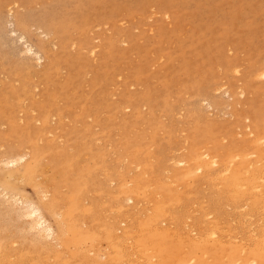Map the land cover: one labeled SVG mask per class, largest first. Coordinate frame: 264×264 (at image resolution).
Masks as SVG:
<instances>
[{
    "label": "rangeland",
    "instance_id": "rangeland-1",
    "mask_svg": "<svg viewBox=\"0 0 264 264\" xmlns=\"http://www.w3.org/2000/svg\"><path fill=\"white\" fill-rule=\"evenodd\" d=\"M8 3L13 7V11L14 9H18L20 12L31 13L33 15L46 13L50 20H52L54 32L48 35H44L35 25L30 24L18 27V30L22 31L27 41L32 43L43 53L46 61L44 66L38 65L35 59H29L24 56V45H22L20 41L14 39V35H11L9 32V18H7L6 7L9 6ZM0 12L4 16L2 31H6L4 37L5 43L0 44V145L3 147L0 146V158L4 156V154L20 150L24 151V149L29 153L27 159L21 165H18L17 172L14 171V168H12L13 171H11L12 169L3 166L0 167V184L3 188L18 193L22 197L28 196V198L33 200H35L36 197H42L44 202H49L52 205V210L50 209L49 211L48 209L49 213L47 214L56 230L54 237L58 239L56 240V244L51 243L52 240L55 242V239L48 241L50 244L46 243L47 241H43L47 246L49 245V247L44 243L43 246L42 241L39 242L40 238H36L31 231H28L29 229H27L26 226H23L24 224L21 219L19 220L16 216L12 217L11 215H6L4 209L0 207V261H2L0 264H96L98 261L99 264H103V262L104 264H117V262L118 264H131L132 260V264H159V260L163 261V264L165 262L168 264L169 259V264H178L180 261L185 262L186 259L187 262L188 258L194 255L195 257L193 258L195 260L192 259V257V260L190 259L194 263L197 261L204 264L208 261V257L211 258L209 262L215 257L216 260L219 257V261L221 260L220 262L222 264H226L228 257H231L232 264H235L237 259L242 263H238L237 261L236 264H243V258H246L250 250L249 243L251 245L255 240L257 241L259 238V240L262 239V237L257 234V229L261 226L260 221L257 222L260 219L256 216L257 212L255 213L254 210L250 209L248 210L251 213L248 212V205H246L248 200L246 201L245 199L246 202H244L242 198L230 197L229 193L224 189L227 177L226 175H221L222 172L223 174L225 173L224 171L221 173L219 172L222 170L221 166H219L220 170L218 168L217 171L215 166L218 164L213 165L210 163V165H208L207 172H212L210 173L212 176L210 175L207 181L205 175H200L201 172H196L194 170H192L194 172L191 170L188 171L186 170V162L184 165H177L178 163H176V160L181 158L188 161V164L192 162L191 159L195 157V153L196 157L209 160L210 155L213 154L215 150L218 152L221 150L217 154V160L223 157L224 152L225 154L230 153L231 155H235L237 152V154L241 153L242 160H244L245 163H249L255 158L257 149L259 150V148L264 146V131H262L264 130V109H261L264 108V78H261L262 75L260 73L264 70V0H0ZM82 25L85 27L87 25V29ZM80 26L84 28H80ZM62 41L63 44H61ZM84 41L86 42L85 44ZM75 46L80 47L76 48ZM104 48L108 50H103ZM55 66L59 68H55ZM233 66L235 67L233 71L235 73L231 72L234 68ZM56 69H58V71H56ZM259 70L260 72H258ZM48 71H50V73ZM250 71L252 73L255 71V73L251 74ZM259 73L260 77L258 76ZM248 74L251 77L248 76L247 78L246 76ZM252 75L259 79L256 80ZM217 83L219 86H216ZM238 86L244 92L242 96L237 94L240 90ZM221 87L228 89L229 92L227 95L226 93H224L225 96L223 95L222 92L224 91ZM209 89L211 90L209 91ZM212 89H217V95L215 93L213 94ZM236 89H238L237 93ZM49 94H52V97H50ZM197 98L199 99L198 101L205 103L196 102ZM212 99H215L214 102H212ZM30 100H32L33 103ZM165 101L166 103H164ZM195 103H200L202 105L196 107L197 105ZM207 104L210 106L208 107L209 111L206 106ZM121 105L124 106V108ZM252 105L257 108L260 107V112L258 111V113L253 114ZM137 106L139 107L138 109L135 108ZM204 107H206L207 110H205ZM59 108L61 111L58 110ZM195 109H197V111H195ZM135 110H138V112ZM202 111L204 112L203 114H209H205L207 116L201 114L199 117ZM196 112L199 113L197 114ZM223 114H229L232 115V117H222ZM41 115L47 118L44 120V117H41ZM216 115L220 116L217 118ZM246 115L249 116V118H245L244 116ZM30 116H32V118ZM8 119L10 121H8ZM224 124L226 125L224 126ZM235 126H241L243 128L240 129ZM214 128L218 130H212ZM206 129L208 130L202 131ZM242 129H244V131ZM238 130L240 133H236ZM254 131L255 133L256 131L259 133H256V135ZM213 132L215 134H213ZM242 134L244 136H242ZM222 135L225 136L226 139L223 138L221 140L223 137ZM258 136L260 140L255 141L258 140ZM253 138H255V140ZM210 140L213 141L211 144H209ZM219 140H221V142H218ZM228 140H230L228 145L234 146L229 148L228 145H225ZM261 141H263V143H261ZM244 142L247 145L244 144ZM191 143L193 147H195L194 149ZM134 144L137 150L134 149ZM203 144L206 145L204 146L206 151L202 147ZM242 145L246 148L245 150ZM226 146L230 151L227 150ZM252 146L256 147L254 148ZM201 147L203 149L199 151ZM208 147H211V149ZM216 147H219V149ZM133 149L137 152L132 151ZM207 149L209 154L213 152L208 156L206 155L207 157H205L204 154L202 156L198 155L202 154L204 151L208 152ZM225 149L228 152H226ZM236 149L237 151L233 153V150ZM240 150L243 151L240 152ZM216 152L214 154H216ZM247 153H252V156L247 155ZM218 155H220V157ZM170 158L174 160L175 163H173ZM239 159V156L237 158L235 157L234 162L236 161L238 163ZM170 162L173 165L170 164ZM236 162L235 164L237 165ZM144 166L146 167L143 168ZM213 169H216V175H214ZM142 170L145 171L144 175L146 171H148L146 176L143 175V172H141ZM152 171H154V173ZM195 172L199 176V179L203 177L201 181H198ZM142 175L144 176L143 180H141ZM185 175L188 176L189 180L185 178L188 181L184 179V177H186ZM166 176H168L169 179ZM150 177L153 180H151L152 183ZM194 177H196L195 180L193 179ZM214 177L215 179L218 178L216 180L217 182ZM190 178L193 180V184ZM129 180H131L130 183ZM135 180H138L141 184L137 185L136 183L138 182H135ZM144 180L148 181L147 183L150 181L149 184L152 185L150 186L144 182ZM153 182H157V184ZM204 182H209V184ZM218 182L221 183V185L218 184ZM123 183L126 184L122 185ZM127 184L132 185L127 186ZM217 184L219 186L216 187ZM206 186H208V188ZM71 187H74L73 190L70 189ZM138 187H140L139 191ZM148 188H150L151 191L148 190ZM160 189H162V192ZM221 190L225 191V194L227 192L230 200L227 199V195H223L224 192ZM42 191L46 192L47 198L42 195ZM158 191L161 192V195ZM172 191L173 193L175 192L174 199ZM70 192L72 193L69 194ZM149 192L150 194H148ZM157 192L159 193V197ZM179 192L180 194H178ZM155 193L157 195H154ZM220 193L222 196L227 197V201L234 202V206L232 205L233 208L236 207L237 210H239V207L244 205L241 210L244 211L246 209L247 211H245L249 214L239 210L238 213L241 215L239 216L237 211L235 212L236 208H234L235 210L233 211L228 210L229 208L232 209V206H230L231 203L228 202L230 205L226 204L227 202L225 199H222L221 196V198L219 197ZM170 194L171 200L169 199ZM128 195L131 197V199H129L131 202L127 200L129 198ZM147 195V198H150L149 202L148 199L146 200ZM164 195L165 198L163 197ZM202 197H204V199ZM217 197H219L221 202H218L219 199H217ZM201 198L203 201H201ZM215 198L218 203L215 201ZM165 199L167 204L169 203V205L165 204L167 207L163 205L166 201L162 203ZM172 199L175 202L172 201ZM161 200L163 201L159 203ZM237 201H241V203L238 204ZM242 201L244 203L243 205ZM64 202H67V204L65 205ZM154 202H158V204ZM223 202H225V205H221ZM62 203L63 205H60ZM170 204L173 207H171ZM136 205H138V207H136ZM202 205L205 207H201ZM197 206H199V208ZM215 206L218 207L216 209L217 211L215 210ZM221 206L224 207L222 208ZM159 207L167 209L164 210ZM200 207L202 209H200ZM220 207L221 209H219ZM146 208L147 210L150 209V211L147 212L145 210ZM158 208L161 210L158 211ZM174 208L175 210L176 208L178 209L174 211ZM189 208L190 210L196 208L194 210L197 211L192 215H195L194 220H197L196 223H203V227L201 225L199 226L198 223L196 225L195 221H192L193 216L189 214L193 212L190 211ZM54 209L58 211L60 209L62 210L56 212ZM185 209L190 212L188 213L187 210L184 212ZM112 210H115L116 213ZM151 210L154 211L152 216L153 221H151L152 218L150 219V215H152ZM163 210L165 212L161 213ZM124 211L126 213H122ZM210 211H212V214L208 213ZM230 211L233 215L234 212L235 214L237 213V215L234 216L236 219V223L233 222L234 224L229 220L231 219L230 217L234 219ZM178 212H184L185 214L180 213L178 216ZM225 212H227V215H225ZM262 212L259 211V213H261H258L259 217L262 215ZM170 213H172L171 215H174V217L169 215ZM200 213H202V215H207V213L210 215L209 217L207 216V218L206 216H199ZM214 213L217 214L216 217H214V215H216ZM244 213L250 218L244 216L245 218L243 220L242 216ZM161 214H163V216ZM187 214L191 217H189L190 220L186 219V217H188ZM230 214L232 216H230ZM56 215L59 216V220L52 217ZM138 215H140V217H138ZM252 215H255V219H257H251ZM71 216L73 217L72 219H70ZM262 216L264 218V214ZM178 217H182V219H180L182 221L184 219V222L181 220L180 222ZM199 217H201L202 220ZM205 217V224L208 223V226L204 224L203 218L205 219ZM10 218L14 219L12 220ZM136 218L138 220H136ZM240 218L242 220H240ZM120 219L124 221L120 222ZM125 219L127 221H125ZM199 219L201 221H198ZM225 219L227 220L226 223ZM249 219L251 220L250 222H254L253 220H255L258 223L257 227H259L257 229L255 226L256 222L254 223L257 235ZM71 220L74 221L72 222ZM107 220H112V222L110 223ZM149 220L151 221V226L153 225L152 228L151 226H149V228L147 227L150 225ZM174 220L176 221L174 222ZM219 220L224 223L222 224L221 221L217 222ZM238 220H240V222ZM15 221L21 224L22 227ZM57 221L59 226H61V229L59 226L58 228L62 233L64 232V235H62L56 227ZM66 221L67 223H65ZM141 221L143 223H141ZM242 221H248L247 223L250 224L251 230H253L252 232L256 237L253 236L254 234L250 233L249 227L247 228L248 224L245 222V227L249 234L247 230H243L245 227H242V225H244V223L241 225ZM192 222L193 226L191 225ZM237 222L240 224L238 225ZM64 223L67 233H65L66 230L62 227ZM112 223L118 225L117 228H115L116 232L114 227L113 230L110 228L114 225L116 226V224L113 225ZM158 223L162 229L158 227ZM185 223H188L187 226H185ZM122 224L123 226H121ZM216 224H218V227L222 224L223 230L222 227L219 230ZM72 225L73 227L75 226L74 228L76 229H73V227H71ZM209 225L211 226L209 227ZM236 225H238L240 229L242 228L241 230L243 233ZM23 227L26 228L27 231ZM198 227L200 230L205 229L201 231L204 233L206 229L210 230L214 228L216 232L222 230V233L217 234L219 233L217 232L216 234L220 237H225L219 241V243L224 247L223 249H228V251L224 250L220 252L218 256L212 254L210 248L215 245L213 244V240H217L219 237H203L205 234L202 233L201 235ZM227 227L229 228L227 229ZM22 228L25 230V233L23 232L24 235L28 237H22L23 234L20 233L22 232ZM131 228L132 230L137 229L136 233L130 230ZM125 229L127 235L124 231ZM186 229L190 230L186 231ZM77 230L81 232L86 231L85 234L82 232L84 237H79L81 234L80 231ZM102 230L103 233L101 232ZM111 230L113 232H111ZM151 230L156 231V235L158 236L160 235L158 234L160 230L163 236L161 238L164 242L166 241V243H164L163 240L162 242H155L154 238L156 235L154 234L155 232L153 231L152 233ZM196 230H198V232H196ZM74 231L77 232L75 233ZM131 231L133 234L130 233ZM239 231L241 233H236ZM7 232H9L8 235ZM193 232L195 235H201L200 240L202 241V245L195 248L194 246L191 247L192 243L196 240L194 239L196 237L193 236ZM86 233L89 234L87 235ZM111 233L115 236L113 234L111 235ZM226 233H228V237H231L233 241L230 240L231 238L229 241L227 240ZM231 233L233 235H231ZM245 233L246 235L248 234V236H246ZM74 234H77L79 240L77 239L78 237L75 239ZM128 234L130 236H128ZM137 234L138 236H136ZM236 234L240 236L238 235V237ZM132 235H134V237H131ZM187 235L188 237H184ZM234 235L240 238V240L243 237V240L240 241L237 239L239 240L238 242L235 240L236 237L233 239ZM120 236H124V238H120L121 241L119 239ZM127 236L132 238L130 240H133V242L127 239ZM151 236L154 240L150 238ZM175 236L176 238L178 237L177 240L174 238ZM245 236L248 239L251 237V239L248 241ZM60 237H62V239H60ZM111 237H114L111 240H116L112 242L110 240ZM224 239L227 240V242ZM118 240L122 243H119ZM122 240L126 241L127 245L123 243L124 241ZM209 240L212 242H209ZM245 240L246 242L248 241L247 244L244 242ZM250 240L253 243H251ZM32 241L35 243L34 245H32ZM68 241L70 242L69 245ZM115 241L119 244L117 245ZM222 241L223 243H221ZM169 242L171 244L167 245ZM175 242L178 245H176ZM188 242L191 244H188ZM224 242L226 244L228 243L227 245L229 248H227L228 246ZM149 243L151 244L149 245ZM208 243L211 244L208 245ZM244 243L246 244L245 246H243ZM36 244L39 248H37L38 246ZM53 244L55 246L59 245L58 247L61 248L56 246V248H58L56 249L55 246L53 247ZM121 244L124 246L121 247ZM165 244L168 248L165 247ZM172 244L175 245L176 252L173 251L175 249ZM238 244L240 245L238 246ZM7 245L9 246L7 247ZM241 245L244 247V250H241ZM10 246L13 247L11 248ZM189 246L191 247L190 249ZM51 247H53L52 250L50 249ZM208 247H210L209 250L207 249ZM251 247L253 246L251 245ZM115 248L117 252H115ZM177 248L179 252H177ZM152 249H154L153 251L156 252L157 255L152 252ZM171 249L173 253L169 251ZM110 250H113V253L110 252ZM131 250H133V252ZM202 250L206 251V254L202 253ZM237 250L245 252L240 254V251L237 252ZM163 251H166L168 254H173V256L163 254ZM128 253H131V255ZM138 253L146 257H141ZM223 253H226L225 255L228 256L226 257ZM10 254H12V256H10ZM203 254L205 255L203 256ZM237 254L239 255L237 256ZM242 254L245 255L242 256ZM185 255L186 257H184ZM206 255H208V257ZM174 256L176 257L175 259L179 256H181V258L179 257L176 262L174 258L172 260ZM220 256H225V260L227 259L226 262H224V258ZM137 258L139 259L137 260ZM196 258L198 260H196ZM87 260H89V263ZM189 261L187 263L185 262V264L193 263ZM219 261L217 260V262ZM249 264L255 263L250 262Z\"/></svg>",
    "mask_w": 264,
    "mask_h": 264
},
{
    "label": "bare ground",
    "instance_id": "bare-ground-1",
    "mask_svg": "<svg viewBox=\"0 0 264 264\" xmlns=\"http://www.w3.org/2000/svg\"><path fill=\"white\" fill-rule=\"evenodd\" d=\"M173 2V1H172ZM8 5H9V3H8ZM177 6V5H176ZM7 7V18H9V23H8V26H9V32L11 33V35H14V39H16V40H18V41H20L21 42V44L22 45H24L23 47H24V56H26L27 58H29V59H35V61H36V63L38 64V65H42V66H44L45 65V57H44V55H43V53L37 48V47H35L32 43H30V42H28L27 41V39L25 38V35L22 33V31H19L18 30V27L19 26H27V25H35L37 28H39L40 30H41V32L44 34V35H48V34H50V33H52V32H54V27H53V24H52V20H50V18L48 17V15L46 14V13H44V14H35V15H33V14H31V13H23V12H20L18 9H14V11H13V7L12 6H6ZM20 8V7H19ZM4 9V8H3ZM164 10V9H163ZM166 16V15H165ZM166 18H167V16H166ZM0 25H1V29H0V44H4L5 42H4V37H5V32L6 31H2V29H3V27H2V25H3V23H4V16L2 15V13L0 12ZM83 24H85V23H83ZM82 26H84V25H82ZM68 27V26H67ZM85 27V26H84ZM84 27H81L80 26V28H84ZM23 28V27H22ZM31 28V27H30ZM86 29H87V25H86V27H85ZM89 28V27H88ZM28 29V28H27ZM26 29V30H27ZM25 30V29H24ZM82 30H85V29H82ZM81 30V31H82ZM28 31V30H27ZM62 32V31H61ZM60 32V33H61ZM56 33H57V31H56ZM80 33V32H79ZM78 33V34H79ZM68 39V38H67ZM70 39V38H69ZM65 41V40H64ZM78 41V40H77ZM42 42V41H41ZM40 42V43H41ZM79 42V41H78ZM116 42V41H115ZM65 43V42H64ZM69 43V42H68ZM86 42L84 41V44H85ZM39 44V43H38ZM42 44V43H41ZM61 44H63V41L61 42ZM66 44H67V42H66ZM124 44V43H123ZM64 46V45H63ZM72 46V45H71ZM77 46V45H76ZM75 46V47H76ZM80 46H81V43H80ZM80 46H78V47H80ZM91 46V45H90ZM78 47H76V48H78ZM109 47V46H108ZM108 47H106V48H108ZM67 48V47H66ZM20 50H22V49H20ZM46 50V49H45ZM103 50H108V49H103ZM48 51V50H47ZM49 52V51H48ZM47 52V53H48ZM53 52V51H52ZM78 54H79V51H78ZM23 55V54H22ZM20 57V56H19ZM58 57V56H57ZM48 58V57H47ZM65 59V58H64ZM53 60V59H52ZM244 60V59H243ZM262 60V59H261ZM228 63V62H227ZM60 66V65H59ZM234 67V66H233ZM55 68H59L58 66H55ZM237 68V67H236ZM230 69V68H229ZM232 69V68H231ZM234 69H235V67L233 68V70L231 71V72H233L234 71ZM238 69V68H237ZM55 70V69H54ZM261 70V69H260ZM260 70L258 71V72H260ZM262 70H263V68H262ZM56 71H58V69H56ZM138 71V70H137ZM238 71V70H237ZM256 71V70H255ZM255 71L252 73L251 71V74H254L255 73ZM49 73H50V71H48ZM230 72V73H231ZM257 72V73H258ZM48 73V74H49ZM59 73V72H58ZM233 73H235V72H233ZM237 73V72H236ZM246 73H248V72H246ZM257 73H256V75H257ZM261 73V78L263 77L264 78V70L263 71H261L260 72ZM260 73L258 74V76L260 75ZM47 76H49V75H47ZM68 76H69V74H68ZM229 76V75H228ZM248 76L249 77H251L249 74L246 76L247 78H248ZM253 76V75H252ZM253 77H255V76H253ZM260 77V76H259ZM49 78V77H48ZM47 78V79H48ZM69 78V77H68ZM247 78H245V79H247ZM256 78V77H255ZM259 79V78H258ZM257 78H256V80H258ZM185 80V79H184ZM249 80V79H248ZM253 80V79H252ZM46 81V80H45ZM221 82V81H220ZM219 82V83H220ZM221 83H224V82H221ZM221 83H220V85H221ZM92 84V83H91ZM94 84V83H93ZM218 85V83L216 84V86ZM224 85H226V84H224ZM29 86V85H28ZM219 86V85H218ZM234 86H235V84H234ZM240 86V85H239ZM239 86H238V88H239ZM126 87V86H125ZM237 87V86H236ZM241 87V86H240ZM217 88V87H216ZM220 88V87H219ZM222 88V87H221ZM36 89V88H35ZM207 89V88H206ZM218 89V88H217ZM217 89H214V90H216V91H214L213 89V94L215 93L216 94V92H217ZM223 89V91L224 92H222L223 93V95H224V93H226V95H227V93L229 92L228 91V89H226V88H222ZM240 89V88H239ZM125 90V89H124ZM203 90H204V88H203ZM211 89H209V91H210ZM219 90V89H218ZM126 91V90H125ZM206 91V90H205ZM204 91V92H205ZM235 91V90H234ZM237 91H238V89H236V93H237ZM263 91V90H262ZM53 92V91H52ZM52 92H50V93H52ZM218 93V92H217ZM209 94H210V92H209ZM237 94H239L240 96H242L243 94H244V92H243V90H239L238 91V93ZM236 94V95H237ZM128 95V94H127ZM205 95V94H204ZM217 95V94H216ZM215 95V96H216ZM49 96L50 97H52V94H49ZM208 96H210V95H208ZM211 96H212V94H211ZM225 96V95H224ZM239 96V97H240ZM217 97H219V96H217ZM31 98V97H30ZM131 98V97H130ZM209 98V97H208ZM54 99V98H53ZM206 99V98H205ZM199 99L197 98V101L196 102H200V103H203L202 101H198ZM213 100V99H212ZM215 100V99H214ZM214 100L212 101V102H214ZM31 102H32V100H30ZM53 101V100H52ZM108 101H109V99H108ZM107 101V102H108ZM204 101V100H203ZM55 102V101H54ZM112 102H113V100H112ZM212 102H210V103H212ZM238 102V101H237ZM33 103V102H32ZM43 103V102H42ZM56 103V102H55ZM164 103H166V101L164 102ZM200 103H195L197 106L196 107H200L202 104H200ZM205 103V102H204ZM203 103V104H204ZM24 104V103H23ZM129 104V103H128ZM198 104H199V106H198ZM213 104H215V103H213ZM212 104V105H213ZM242 104H244V103H242ZM40 105H41V103H40ZM176 105V104H175ZM237 105V104H236ZM260 105V104H259ZM24 106V105H23ZM122 106V105H121ZM170 106V105H169ZM207 106V109H208V111H209V108L208 107H210L208 104L206 105ZM226 107H228L227 105H225ZM123 108H124V106H122ZM195 107V108H196ZM135 108H139L138 106L137 107H135ZM134 108V109H135ZM176 108V107H175ZM221 108V107H220ZM43 109V108H42ZM122 109V108H121ZM128 109V108H127ZM126 109V110H127ZM142 109V108H141ZM204 109L205 110H207L206 109V107H204ZM203 109V111L205 112V110ZM224 109H225V107H224ZM234 109V108H233ZM262 110L264 109V108H261ZM46 110H48V109H46ZM45 110V111H46ZM59 111H61V109L59 108L58 109ZM84 110V109H83ZM125 110V109H124ZM211 110V109H210ZM252 110H253V114H256V113H258V111L260 112V107H255L254 105H252ZM115 111V110H114ZM134 111V110H133ZM136 112H138V110H135ZM195 111H197V109H195ZM199 111V110H198ZM200 112V114H199V117H200V115L202 114V115H205V114H209V113H205V114H203L204 112ZM213 111V110H212ZM24 112V111H23ZM171 112V111H170ZM234 112V111H233ZM45 113H49V112H45ZM153 113V112H152ZM197 114L199 113V112H196ZM55 114H57V113H55ZM136 114V113H135ZM220 114V113H219ZM221 114H222V111H221ZM220 114V115H221ZM243 114V113H242ZM263 114H264V112H263ZM47 115H49V114H47ZM220 115H216V117L218 118V116H220ZM229 115V114H228ZM227 114L226 115H222V117L223 116H226V117H229L230 118V116L232 117V115H229L228 116ZM236 115V114H235ZM250 115V114H249ZM260 115V114H259ZM262 115V114H261ZM205 116H207V115H205ZM252 116V115H251ZM31 118H32V116H30ZM41 117H44L43 119L45 120L47 117L46 116H42L41 115ZM57 117V116H56ZM213 117V116H212ZM245 118H249V116H244ZM261 117V116H260ZM174 118H175V116H174ZM195 118V117H194ZM214 118H215V116H214ZM225 118V117H224ZM20 120V119H19ZM32 120V119H31ZM40 120H42V119H40ZM200 120V119H199ZM209 120V119H208ZM207 120V121H208ZM243 120H245V119H243ZM8 121H10L9 119H8ZM27 121V120H26ZM262 121V120H261ZM41 122V121H40ZM44 122V121H43ZM60 122V121H59ZM245 122V121H244ZM257 122V121H256ZM259 122V121H258ZM264 122V121H263ZM12 123V122H11ZM126 123V122H125ZM205 123V122H204ZM203 123V124H204ZM25 124V123H24ZM173 124V123H172ZM198 124V123H197ZM196 124V125H197ZM216 124V123H215ZM261 124H263V123H261ZM173 125H175V124H173ZM226 124H224V126H225ZM245 125V124H244ZM243 125V126H244ZM43 126V125H42ZM53 126V125H52ZM210 126V125H209ZM208 126V127H209ZM246 126V125H245ZM211 127V126H210ZM209 127V128H210ZM235 127H239V126H235ZM257 127V126H256ZM26 128V127H25ZM218 128V127H217ZM217 128H214V129H212V130H215V129H217ZM240 129L241 128H243V127H239ZM245 128V127H244ZM34 129V128H33ZM133 129V128H132ZM135 129V128H134ZM239 129V130H240ZM249 129V128H248ZM252 129V128H251ZM259 129H260V127H259ZM49 130V129H48ZM208 129H206V130H202V131H207ZM218 130V129H217ZM239 130H238V132H236V133H240L239 132ZM243 131H244V129H242ZM37 131V130H36ZM243 131H242V133H243ZM246 131V130H245ZM249 131V130H248ZM262 131H264V130H262ZM21 132V131H20ZM23 132V131H22ZM28 132V131H27ZM136 132V131H135ZM253 132V131H252ZM36 133V132H35ZM208 133V132H207ZM206 133V134H207ZM249 133L251 134V132L249 131ZM248 133V134H249ZM256 133H257V131H256ZM255 133V131H254V134H256ZM259 133V132H258ZM257 133V134H258ZM264 133V132H263ZM47 134H49V133H47ZM124 134V133H123ZM213 134H215L214 132H213ZM247 134V135H248ZM249 134V135H250ZM256 134V135H257ZM262 134V133H261ZM42 135V134H41ZM46 135V134H45ZM137 135V134H136ZM198 135V134H197ZM235 135V134H234ZM233 135V136H234ZM241 135V134H240ZM239 135V136H240ZM43 136V135H42ZM51 136H53V135H51ZM50 136V137H51ZM127 136V135H126ZM190 136H192V135H190ZM223 136V135H222ZM221 136V137H222ZM242 136H244L243 134H242ZM241 136V137H242ZM246 136V135H245ZM254 136V135H253ZM18 137H19V135H18ZM75 137V136H74ZM132 137V136H131ZM199 137H200V135H199ZM204 137H205V135H204ZM247 137V136H246ZM245 137V138H246ZM255 137V136H254ZM41 138V137H40ZM53 138V137H52ZM124 138V137H123ZM217 138V137H216ZM223 138H225L226 139V137L225 136H223L222 138H221V140L223 139ZM198 139H200V138H198ZM237 139V138H236ZM235 139V140H236ZM248 139V138H247ZM254 140H255V138H253ZM29 140H30V138H29ZM212 140V139H211ZM210 140V141H211ZM215 140V139H214ZM221 140H219L218 142H221ZM241 140H242V138H241ZM253 140V141H254ZM260 140V138H259V136H258V140H255V141H259ZM262 140V139H261ZM263 140H264V138H263ZM169 141V140H168ZM186 141V140H185ZM209 141V144H211L213 141H211L210 142ZM237 141H238V139H237ZM245 141H246V139H245ZM126 142V141H125ZM124 142V143H125ZM181 142V141H180ZM193 142V141H192ZM229 142H230V140H228L227 141V144L225 143V145H228L229 144ZM177 143V142H176ZM207 143V142H206ZM216 143V142H215ZM233 143V142H232ZM235 143H237V142H235ZM242 143V142H241ZM247 143H248V141H247ZM253 143V142H252ZM261 143H263V141H261ZM15 144V143H14ZM164 144V143H163ZM192 144V143H191ZM197 144V143H196ZM198 144H199V142H198ZM214 144V143H213ZM212 144V145H213ZM221 144V143H220ZM224 144V143H223ZM244 144H246L245 142H244ZM250 144V143H249ZM248 144V145H249ZM264 144V143H263ZM76 145V144H75ZM247 145V144H246ZM246 145H245V147H246ZM1 146V145H0ZM134 146H135V150H137L136 149V145L134 144ZM133 146V147H134ZM196 146V145H195ZM204 146H206L205 144H203V148L205 149V147ZM207 146H208V144H207ZM211 146V145H210ZM219 146V145H218ZM229 146V145H228ZM232 146H234V145H232ZM231 145L229 146V148L230 147H232ZM244 145H242V147H243ZM251 146V145H250ZM2 147V146H1ZM0 147V148H1ZM61 147V146H60ZM138 147V146H137ZM189 147V146H188ZM192 147H193V144H192ZM199 148V151H200V149H203V148ZM224 147V146H223ZM252 147H254V146H252ZM251 147V148H252ZM256 147V146H255ZM254 147V148H255ZM3 148V147H2ZM39 148H41V147H39ZM195 147H193V149H194ZM208 148H210L211 149V147H208ZM212 148H213V146H212ZM217 149H219V147H216ZM225 148V147H224ZM226 148H227V146H226ZM234 148V147H233ZM232 148V149H233ZM244 148V147H243ZM134 149L132 150V151H134ZM246 148H244V150H245ZM227 150H229L228 148H227ZM226 149H225V151L226 152H228ZM239 150V149H238ZM32 151H34V150H32ZM198 151V152H199ZM205 151H206V149H205ZM203 152L202 154H198V155H200V156H202L203 154H204V156L205 157H207L208 155H210L209 154V151H208V149H207V151L208 152ZM217 150H215V152H216ZM221 151V150H220ZM219 151V152H220ZM230 151V150H229ZM234 151H237V149L236 150H233V153H234ZM241 151H243V150H240V152ZM255 151H256V149H255ZM42 152V151H41ZM131 152V151H130ZM134 152H137V151H134ZM215 152H213V154H211L210 155V159L209 160H207V159H202L201 157L199 158V157H196V153L194 154L195 155V157L193 158V159H191V161L192 162H189L188 164H187V162L188 161H185L184 159H181V158H178L177 160H179V161H177L175 158V160H176V163H178L177 165H184L185 164V162H186V167H187V169L186 170H188V171H192V170H194V171H199V172H201V174L200 175H205L206 176V179L207 178H210V175L212 176V174H210V173H212V172H207V167H208V165H210V163L211 164H218L217 166H215L216 168H217V171H218V168H219V170H220V167L219 166H221V168H222V170L221 171H219L220 173L222 172V171H224L225 173L223 174V172L221 173V175L223 176V175H226V177H227V179H226V184H225V190L229 193V195H230V197H235V198H242V199H244V202H246L247 200V204L246 205H248L247 207V210L248 209H250V210H254V212L256 213L257 212V215L256 216H258L257 218L259 219L257 222H259L260 221V223H261V226L258 228L257 227V222L255 221L256 219H255V215L253 216L252 215V218L251 219H255V220H253L254 222H250L251 220L249 219V222L250 223H252L253 224V229H254V231H255V234H256V230H255V227H254V223L256 222V229H257V234H258V236L260 235V237H262V239L261 240H255V242L253 243V242H251V240H250V242L251 243H253V244H251L253 247H251V245H250V243H249V246H250V250L248 251V254L246 255V258H243V264H249L250 262L251 263H255V264H264V218H263V212H264V146L263 147H261V148H259V150L257 149V153H255V154H253V155H255V158L251 161V162H249V163H245V161L244 160H242V155H241V153L240 154H237V152L235 153V155H231L230 153H226L225 154V152L223 153V157H220V155H218L219 157H220V159L219 160H217L218 158H217V154L219 153L218 151L216 152V154H214ZM31 153V152H30ZM40 153V152H39ZM187 153V152H186ZM192 153V152H191ZM254 153V152H253ZM139 154V153H138ZM168 154V153H167ZM179 154V153H178ZM189 154V153H188ZM225 154V155H224ZM252 154V153H251ZM250 153H247V155H251ZM28 155H29V153L27 152V151H25V149H24V151H22V150H20V151H14V152H12V153H7V154H4V156H2L1 158H0V167H6V168H9V169H12V168H14V171L15 172H17L18 171V165H21L26 159H27V157H28ZM173 155H174V153H173ZM207 155V156H206ZM237 155V156H236ZM246 155V156H247ZM35 156V155H34ZM57 156V155H56ZM137 156V155H136ZM179 156L181 157V155L179 154ZM192 156V155H191ZM221 156H222V152H221ZM239 156V161H238V163H237V165L235 164V162H234V158L236 157H238ZM252 156V155H251ZM85 157V156H84ZM174 157V156H173ZM190 157V156H189ZM45 158H46V156H45ZM172 158V157H171ZM170 158V159H171ZM217 158V159H216ZM173 159V158H172ZM171 159V160H172ZM189 159V158H188ZM69 160H70V158H69ZM169 160V159H168ZM187 160V159H186ZM173 161V163H175L174 162V160H172ZM190 161V160H189ZM250 161V160H249ZM72 162H73V160H72ZM67 164V163H66ZM170 164H172L171 162H170ZM138 165V164H137ZM173 165V164H172ZM140 166V165H139ZM175 166V165H174ZM146 166H144L143 168H145ZM154 167V166H153ZM176 167V166H175ZM67 168V167H66ZM115 168V167H114ZM133 168V167H132ZM152 168V167H151ZM167 168V167H166ZM136 169V168H135ZM155 169V168H154ZM153 169V170H154ZM170 169V168H169ZM69 170H70V167H69ZM144 170V169H143ZM141 171V172H143V175H144V172L145 171ZM184 170V169H183ZM182 170V171H183ZM214 170V175H216L215 173V170L216 169H213ZM11 171H13V169L11 170ZM194 171H192V172H194ZM212 171V170H211ZM148 171H146V173H147ZM153 173H154V171H152ZM170 172V171H169ZM195 172V173H196ZM198 172V173H199ZM133 173V172H132ZM145 173V175L144 176H146L147 174ZM185 173V172H184ZM142 175V178H141V180H143V176ZM153 175V174H152ZM174 175V174H173ZM177 175V174H176ZM217 175H218V173H217ZM127 176V175H126ZM125 176V177H126ZM169 176V175H168ZM168 176H166L168 179H169V177ZM186 177H184V179L185 178H188V176L187 175H185ZM204 176V177H205ZM220 176V175H219ZM219 176H218V178H219ZM20 177V176H19ZM132 177V176H131ZM175 177V176H174ZM196 177H197V179H198V181H201V178H203V177H200V179H199V176L197 175V173H196ZM196 177H194L193 179L195 180V178ZM9 178H11V177H9ZM151 178V177H150ZM171 178V177H170ZM218 178H216L215 179V177H214V179H215V181L218 179ZM164 179V178H163ZM191 179V178H190ZM213 179V178H212ZM212 179H211V181H212ZM32 180V179H31ZM30 180V181H31ZM149 180V179H148ZM152 180V178L150 179V181ZM185 180H187V179H185ZM188 180H189V178H188ZM187 180V181H188ZM118 181V180H117ZM130 181L131 180H129V183H130ZM138 182V180H135V182ZM150 181H149V183H150ZM153 181V180H152ZM152 181H151V183H152ZM191 181H192V184H193V180L191 179ZM202 181H203V179H202ZM205 181V180H204ZM207 181H208V179H207ZM210 181V180H209ZM210 181V182H211ZM135 182H133V183H135ZM144 182H148V181H146V180H144ZM165 182V181H164ZM217 182V181H216ZM222 182H223V180H222ZM22 183V182H21ZM114 183V182H113ZM149 183H147V184H149ZM153 183H155V182H153ZM159 183V182H158ZM204 183H206V184H209V182L207 183V182H204ZM126 184V183H125ZM124 183L122 184V185H125ZM137 185H140L141 184V182L139 183H136ZM146 184V185H147ZM155 184H157V182L155 183ZM160 184V183H159ZM191 184V185H192ZM214 184V183H213ZM218 184H220L221 185V183H219L218 182ZM216 185V187L217 186H219V185ZM48 185V184H47ZM128 185H130V184H127V186ZM132 185V184H131ZM130 185V186H131ZM150 185V184H149ZM152 185V184H151ZM150 185V186H151ZM154 185V184H153ZM166 185V184H165ZM222 185H224V184H222ZM148 186V185H147ZM150 186H148V187H150ZM168 186V185H167ZM198 186V185H197ZM199 186H201V185H199ZM213 186V185H212ZM49 187V186H48ZM169 187V186H168ZM179 187V186H178ZM207 188H208V186H206ZM205 187V188H206ZM73 188L74 187H71L70 189H72L73 190ZM139 188L140 187H138V191H139ZM142 188V187H141ZM170 188V187H169ZM190 188V187H189ZM206 188V189H207ZM212 188V187H211ZM218 188H220V187H218ZM45 189H47V188H45ZM131 189V188H130ZM146 189V188H145ZM144 189V190H145ZM176 189V188H175ZM221 189V188H220ZM117 190V189H116ZM134 190V189H133ZM144 190H142V191H144ZM148 190H150V188H148ZM118 191V190H117ZM130 191H132V190H130ZM147 191V190H146ZM145 191V192H146ZM151 191V190H150ZM160 191L162 192V189H160ZM160 191H158L159 193H160V195H161V192ZM182 191V190H181ZM180 191V192H181ZM196 191V190H195ZM202 191H204V190H202ZM211 191V190H210ZM222 191V190H221ZM43 193H42V195L44 196V197H46V192L45 191H42ZM49 192V191H48ZM137 192V191H136ZM157 192V193H158ZM180 192L178 193V194H180ZM185 192V191H184ZM222 192H224L223 193V195L225 194V191H222ZM227 192H226V194L225 195H227V197H228V194H227ZM35 193V192H34ZM39 193V192H38ZM72 192H70L69 194H71ZM138 193V192H137ZM144 193V192H143ZM159 193H158V197H159ZM172 193H173V191H172ZM175 193V192H174ZM173 193V199L175 198L174 196H175V194ZM183 193V192H182ZM40 194V193H39ZM148 194H150V192L148 193ZM163 194H167V193H163ZM178 194H176V195H178ZM221 194V193H220ZM219 194V197L221 196L222 197V199L224 198L225 199V201L227 202L226 204H228V202H230V201H227V199H229V197L227 198V197H224V196H222V194L220 195ZM25 195V194H24ZM35 195V194H34ZM36 195H37V193H36ZM152 195V194H151ZM154 195H157L156 193L154 194ZM205 195V194H204ZM170 197H169V199L171 200V194L169 195ZM178 196H180V195H178ZM177 196V197H178ZM72 197V196H71ZM106 197V196H105ZM128 199L127 200H129V199H131V197H130V195H128ZM148 197V195L146 196V200L148 199L147 198ZM155 197V196H154ZM157 197V196H156ZM162 197V196H161ZM164 198H165V195L163 196ZM162 197V198H163ZM176 197V198H177ZM219 197H217V199H219ZM220 197V198H221ZM41 198V199H40ZM47 198V197H46ZM107 198V197H106ZM183 198V197H182ZM203 199H204V197H202ZM201 198V201H203V199ZM227 198V199H226ZM69 199H70V195H69ZM126 199V198H125ZM124 199V200H125ZM154 199H156V198H154ZM160 199V198H159ZM172 199V201H174ZM178 199H180V198H178ZM241 199V200H242ZM245 199H246V201H245ZM61 200H62V198H61ZM84 200V199H83ZM124 200H122V201H124ZM127 200H125V201H127ZM139 200V199H138ZM145 200V199H144ZM181 200V199H180ZM194 200V199H193ZM197 200L199 201V199L197 198ZM230 200V199H229ZM238 200V199H237ZM97 201V200H96ZM150 201V198L148 199V202ZM154 201V200H153ZM163 200H161V201H159V203L160 202H162ZM166 201V199L162 202V203H164ZM206 201V200H205ZM208 201V200H207ZM215 201H216V198H215ZM214 201V202H215ZM220 201V199L218 200V202ZM236 201V200H235ZM70 202V201H69ZM89 202V201H88ZM128 202H131L130 200L128 201ZM137 202V201H136ZM145 202H147V201H145ZM175 202V201H174ZM173 202V203H174ZM180 202V201H179ZM187 202V201H186ZM186 202H184L185 204H188V203H186ZM196 202V201H195ZM213 202V203H214ZM217 202V201H216ZM215 202V203H216ZM217 202V203H218ZM221 202V201H220ZM238 202V201H237ZM143 203H144V201H143ZM154 203H156V202H154ZM216 203V204H217ZM225 202H223V204H221V205H225L224 204ZM230 203H231V205H230ZM228 205H230V206H232L233 205V203L232 202H230ZM239 203H241V201L240 202H238V204ZM64 204L66 205L67 204V202L65 203L64 202ZM78 204V203H77ZM76 204V205H77ZM80 204V203H79ZM113 204V203H112ZM111 204V205H112ZM138 204H140V203H138ZM152 204V203H151ZM156 204H158V202L156 203ZM169 205V203L167 204V201L163 204L164 205V207H167L166 205ZM179 204H181V203H179ZM183 204V203H182ZM185 204H184V206H185ZM197 204V203H196ZM244 203H243V201H242V205H243ZM60 205H63V203L62 204H60ZM195 205V204H194ZM198 205V204H197ZM219 205V204H218ZM227 205V206H228ZM241 205V206H242ZM79 206V205H78ZM93 206V205H92ZM170 206L171 207H173L171 204H170ZM234 206V205H233ZM233 206H232V209H228V210H231V211H233V210H235L234 208H236V207H234L233 208ZM238 206H240V205H238ZM237 206V207H238ZM244 206V205H243ZM242 206V207H243ZM0 207H1V209H4V212L6 213V215H11L12 217L13 216H16L17 218H19V220L21 219L22 220V223L24 224L23 226H26V228L27 229H29L28 231H31L33 234H34V236H36V238L38 237V238H40V241L39 242H41L42 241V245L44 246V244H46V243H49L48 241H50V240H52V239H55V242H53V240H52V242L51 243H55L56 244V240H58V239H56L55 237H54V234H55V227L53 226V224L50 222V220H49V217H48V214L47 213H49L48 212V209H49V211H50V209L52 208V205L49 203V202H44L43 201V199H42V197H36V199L35 200H33V199H30V198H28V196L27 197H22L20 194H18V193H15V192H12V191H9V190H7V189H5V188H3L2 186H1V184H0ZM59 207H61V206H59ZM59 207H58V209H59ZM136 207H138V205H136ZM141 207V206H140ZM164 207L162 208V207H159V208H161V209H164ZM192 207V206H191ZM198 208H199V206H197ZM201 207H203V205L201 206ZM200 207V209H202ZM205 207V206H204ZM203 207V208H204ZM216 207V206H215ZM222 207V206H221ZM221 207L219 208V209H221ZM224 207V206H223ZM222 207V208H223ZM242 207H239V210L240 211H242V212H244L246 209H245V207H244V211L243 210H241V209H243ZM62 208V207H61ZM158 208V211H160L161 209H159ZM187 208V207H186ZM218 207H216L215 208V210L217 209ZM167 208H165L164 210H166ZM178 208H176V210H177ZM184 209V208H183ZM194 209H196V208H194ZM190 210V208H189V210L190 211H192L193 213H191V214H189V215H191V216H193V222L195 221V224L197 225V223H198V225L200 226H202L203 227V223H201V224H199L200 222H197L196 223V221L197 220H194L195 218V215H192V214H194V212L195 211H197V210ZM199 209V210H200ZM52 210V209H51ZM56 212H59V211H61L62 209H60L59 211L58 210H56V209H54ZM129 210H131V209H129ZM147 212L148 211H150V209L149 210H147V208L145 209ZM163 210V212H161V213H164L165 211ZM169 210V209H168ZM175 210V208H174V211H176ZM186 210L187 209H185V211L184 212H186ZM228 210H227V212H228ZM239 210H237V208H236V210H235V212L237 211V213H238V211ZM246 210V211H247ZM263 211L262 212V215H260V217H259V214H261V213H259V211ZM105 211H107V210H105ZM113 211V210H112ZM115 211V210H114ZM113 211V212H114ZM152 211V215H150L151 217H150V219L152 218V220L151 221H153V213H154V211L153 210H151ZM173 211V210H172ZM178 211H180V210H178ZM189 211V212H190ZM209 211V210H208ZM213 211V210H212ZM212 211H210V212H208V213H210V214H212ZM217 211V210H216ZM225 211V210H224ZM230 211V212H231ZM245 211V212H246ZM54 212V211H53ZM112 212V213H113ZM119 212V211H118ZM117 212V213H118ZM145 212V211H144ZM143 212V213H144ZM183 212V213H184ZM187 212H188V210H187ZM188 212V213H189ZM201 212V211H200ZM227 212H225L226 214L225 215H227ZM235 212H234V215H233V213L231 212V214L233 215V217L235 216V215H237V213L235 214ZM248 212H250L249 210H248ZM99 213H101V212H99ZM115 213H116V211H115ZM122 213H126L125 211L124 212H122ZM136 213H137V211H136ZM166 213H167V211H166ZM172 213H174V212H172ZM172 213H170L169 215H171ZM180 213H182V212H180ZM179 212H178V216H179V214H180ZM182 213V214H183ZM207 213V215L205 214V215H202V213H200V215L199 216H208L209 217V215L210 214H208ZM247 213V212H246ZM246 213H244L243 214V220H244V216H247L246 215ZM251 213V212H250ZM254 213V214H255ZM259 213V214H258ZM52 214V213H51ZM57 214V213H56ZM131 214V213H130ZM130 214H129V216H130ZM145 214H146V212H145ZM185 214V213H184ZM197 214V213H196ZM214 214H216V213H214ZM230 214V216H232ZM239 214V216H241L240 215V213H238ZM247 214H249V213H247ZM53 215H54V213H53ZM60 215V214H59ZM162 216H163V214H161ZM188 215V214H187ZM188 215V217H186V219H188V220H190V216ZM1 216V215H0ZM58 218H57V217ZM56 216H52L54 219L56 218V219H58L59 220V216L58 215H56ZM80 216V215H79ZM118 216V215H117ZM122 216V215H121ZM146 216V215H145ZM172 217H174V215H171ZM170 216V217H171ZM183 216V215H182ZM217 216V214L216 215H214V217H216ZM229 216V215H228ZM229 216V217H230ZM238 216V217H239ZM262 216V217H261ZM2 217H3V215H2ZM112 217V216H111ZM110 217V218H111ZM138 217H140V215H138ZM141 217H143V216H141ZM161 217V216H160ZM166 217V216H165ZM185 217V216H184ZM190 217V218H189ZM197 217V216H196ZM206 217H205V219L203 218V221H204V224H205V220H206ZM207 217V218H208ZM220 217H222V216H220ZM249 216H247L246 218H248ZM73 217L71 216L70 217V219H72ZM79 218H81V217H79ZM83 218V217H82ZM115 218H116V216H115ZM128 218V217H127ZM169 218V217H168ZM182 219V217H178V219H179V221ZM200 219H201V217H199ZM211 218V217H210ZM223 218V217H222ZM231 219H232V217H230ZM237 218V217H236ZM250 218V217H249ZM5 219V218H4ZM10 219H12V218H10ZM14 219V218H13ZM12 219V220H13ZM94 219V218H93ZM112 219V218H111ZM155 219H157V218H155ZM165 219V218H164ZM169 219H171V218H169ZM197 219H198V217H197ZM198 220V221H201V220ZM221 219V218H220ZM229 219L230 220V222H235L236 223V219H235V217H234V219H235V221H234V219ZM67 220V219H66ZM136 220H138L137 218H136ZM141 220H143V219H141ZM222 220V219H221ZM221 220H219V221H217V222H220ZM240 220H242L241 218H240ZM240 220H238L239 222H240ZM246 220H248V219H246ZM72 221V220H71ZM74 221V220H73ZM72 221V222H73ZM91 221V220H90ZM107 221H109V220H107ZM124 221V220H123ZM123 221H121V219H120V222H123ZM125 221H127L126 219H125ZM150 221V220H149ZM151 221H150V225H148L147 227L149 228V226H151ZM162 221V220H161ZM176 220H174V222H175ZM182 221V220H181ZM180 221V222H181ZM16 223H17V221H15ZM60 222V221H59ZM71 222V223H72ZM110 223L112 222V220L111 221H109ZM133 222V221H132ZM155 222V221H154ZM182 222H184V219H183V221ZM189 222V221H188ZM193 222H192V226H193ZM210 222V221H209ZM211 222H213V221H211ZM216 222V221H215ZM215 222H214V225H215ZM216 222V223H217ZM227 222V220L225 219V223ZM246 224H248L247 225V228L249 227V230H250V233H252V234H254L252 231L253 230H251V227H250V224L249 223H247L248 221H244ZM243 221L241 222V225L244 223ZM65 223H67V221L65 222ZM65 223L63 224V226L62 227H64V225H65ZM84 223V222H83ZM118 223V222H117ZM141 223H143L142 221H141ZM162 223H163V221H162ZM190 223V222H189ZM221 223L223 224L224 222L223 221H221ZM238 223V222H237ZM245 223H244V225H242V227H245ZM17 224H19V223H17ZM86 224V223H85ZM84 224V225H85ZM113 224V223H112ZM114 224H116V223H114ZM113 224V225H114ZM127 224H128V222H127ZM131 224H133V223H131ZM136 224H137V222H136ZM135 224V225H136ZM159 224V223H158ZM157 224V225H158ZM160 224H161V222H160ZM160 224H159V226L158 227H161L160 226ZM186 225L185 226H187V224L188 223H185ZM210 224V223H209ZM222 224H221V226H219L218 227V224H216L217 225V227L219 228V230H220V228L222 227ZM234 224V223H233ZM232 224V225H233ZM240 223H238V225H239ZM252 224H251V226H252ZM19 225H21V224H19ZM19 225H17V226H19ZM56 227L58 228V226H59V223H58V221H57V223H56ZM74 225V224H73ZM73 225L71 226V227H73ZM107 225H109V224H107ZM126 225V224H125ZM134 225V226H135ZM154 225H156V224H154ZM162 225V224H161ZM182 225H183V223H182ZM208 226V223H206L205 224V226ZM212 225H213V223H212ZM238 225H236V226H238ZM16 226V225H15ZM69 226H70V222H69ZM77 226V225H76ZM117 224H116V226L114 225V226H112V227H110V228H112V230H113V227H114V230H115V232H116V229L115 228H117ZM121 226H123V224L121 225ZM144 226V225H143ZM153 226V225H152ZM152 226H151V228H152ZM165 226H167V225H165ZM174 226V225H173ZM184 226V227H185ZM204 226V227H205ZM211 225H209V227H210ZM10 227V226H9ZM21 227H22V225H21ZM21 227H20V229H21ZM61 226H59V228H60ZM75 227V226H74ZM73 227V229H76V228H74ZM87 227H88V225H87ZM145 227V226H144ZM157 227V228H158ZM168 227V226H167ZM172 227V226H171ZM191 227V226H190ZM201 227V228H202ZM235 227V226H234ZM234 227H232V228H234ZM3 228V227H2ZM19 228V227H18ZM24 228V227H23ZM22 228V232H20L21 234H23V236L22 237H28L27 235L25 236L24 235V231L26 230V228H24L23 229ZM58 228V230L60 231V233H62V231L60 230ZM105 228H106V226H105ZM136 228V227H135ZM141 228V227H140ZM140 228H138V229H140ZM146 228V227H145ZM150 228V229H151ZM157 228H155V229H157ZM195 228H197V227H195ZM206 228V227H205ZM229 227H227V229H228ZM231 228V227H230ZM238 229H240V227L238 226L237 227ZM247 228L245 227L243 230L244 231H246L247 230ZM64 229H65V227H64ZM149 229V230H150ZM158 229H160V228H158ZM161 229H162V227H161ZM171 229V228H170ZM191 229V228H190ZM189 229V230H190ZM192 229H193V227H192ZM235 229V228H234ZM242 229V228H241ZM240 229V231L243 233V231ZM12 230V229H11ZM19 230V229H18ZM63 230V229H62ZM66 230V229H65ZM106 230V229H105ZM111 230V232H113ZM130 230H132V228L130 229ZM137 230V229H136ZM136 230L135 229H133L132 231L134 232L135 231V233H136ZM146 230V229H145ZM144 230V231H145ZM175 230V229H174ZM173 230V231H174ZM178 230V229H177ZM182 230V229H181ZM188 229H186V231H187ZM188 230V231H189ZM198 230H200L199 229V227H198ZM198 230H196V232H198ZM205 230V229H204ZM204 230H200V232L201 231H204ZM208 229H206V232L204 233V232H201V235H202V233L203 234H205V235H203V237L205 236H207L206 238H208V236L209 237H219L220 238V240H219V238L217 239V240H213L214 242H213V244H215L214 246H212V248H210V247H208L207 249L209 250V248H210V250H212L211 251V253L212 254H214V255H216V256H218V254L220 253V252H222V251H224V250H226V251H228V249H223L224 247L223 246H221L220 245V243H219V241H221L223 238H225V237H220L219 235H217V234H220V233H222L221 231L223 230V227H222V230L219 232V231H217V232H219V233H217L215 230L216 229H210V230H208ZM27 231V230H26ZM77 231H80V230H77ZM76 231V232H77ZM91 231V230H90ZM125 231V233H126V235H127V231H126V229L124 230ZM123 231V232H124ZM132 231L130 232V233H132ZM140 231V230H139ZM147 231V230H146ZM146 231H145V233H146ZM152 231V230H151ZM154 231V230H153ZM153 231H152V233H153ZM236 232V233H241V232ZM10 232H12V233H14L13 231H10ZM19 232V231H18ZM17 232V233H18ZM24 232V233H23ZM58 232V231H57ZM75 232V231H74ZM75 232V233H76ZM83 232V231H82ZM81 231H80V236L79 237H84V235H83V233L85 234V232H83L82 233ZM89 232V231H88ZM102 233H103V230L101 231ZM110 232V231H109ZM141 232V231H140ZM148 232V231H147ZM155 233V235L157 234L156 233V231H154ZM247 232H248V230H247ZM8 233L9 232H7V235H8ZM16 233V234H17ZM30 233V232H29ZM65 233H67V230H66V232ZM107 233V232H106ZM137 233H139V232H137ZM144 233V232H143ZM217 233V234H216ZM3 234V233H2ZM5 234V233H4ZM77 234H79V233H77ZM77 234L74 236L75 237V239H76V237H78L77 236ZM87 235L89 234V233H86ZM113 233H111V235H112ZM133 234V233H132ZM140 234V233H139ZM158 234H160L159 236L158 235H156V237L154 238L155 239V242L157 241V243L158 242H162V238L161 237H163L162 235H161V233H160V230H159V233ZM165 234H166V232H165ZM168 234H170V233H168ZM173 234V233H172ZM177 234V233H176ZM183 234V233H182ZM181 234V235H182ZM189 234H191V233H189ZM188 234V235H189ZM193 236H195L196 238H194V239H196L193 243H192V245H191V247L192 246H194V248L195 247H198L199 245H202V241L200 240L201 239V235H195V233L193 232ZM198 234V233H197ZM226 234H227V236H226ZM225 234V236L227 237V240L229 241V239L231 238H229L228 236V233H226ZM248 234H249V232H248ZM248 234L246 235V233H245V235L246 236H248ZM255 234L253 235L254 237H256L255 236ZM256 234V235H257ZM20 235V234H19ZM62 235H64V232L62 233ZM61 235V236H62ZM67 235V234H66ZM101 235V234H100ZM114 235V234H113ZM135 235V234H134ZM134 235H132L131 237H134ZM146 235V234H145ZM144 235V236H145ZM181 235H178V236H181ZM188 235L187 236H184V237H188ZM231 235H233L232 233H231ZM239 234H236V236H238ZM251 235V234H250ZM249 235V236H250ZM11 236V235H10ZM73 236V235H72ZM107 236V235H106ZM115 236V235H114ZM125 236V235H124ZM124 236H120L119 237V239L120 238H124ZM128 236H130L129 234H128ZM127 236V237H128ZM136 236H138V234L136 235ZM142 236V235H141ZM148 236V235H147ZM153 236V235H152ZM152 236L150 237L151 239H152ZM165 236V235H164ZM192 236V235H191ZM197 236H198V238H197ZM235 235L233 236V239H234V237H236ZM240 236V235H239ZM238 236V237H239ZM245 236V237H246ZM252 236V237H253ZM0 237H1V235H0ZM3 237V236H2ZM5 237V236H4ZM13 237H15V236H13ZM17 237V236H16ZM30 237V236H29ZM71 237V236H70ZM79 237L77 238L78 240H79ZM94 237V236H93ZM118 237V236H117ZM116 237V238H117ZM146 237V236H145ZM166 237V236H165ZM181 237H183V236H181ZM200 237V238H199ZM7 238V237H6ZM6 238H5V240H6ZM31 238V237H30ZM29 238V239H30ZM58 238V237H57ZM73 238V237H72ZM112 238H114V237H111L110 238V240L112 239ZM125 238H126V236H125ZM150 238H147V239H150ZM167 238V237H166ZM176 240H177V238H176V236L174 237ZM191 238V237H190ZM243 238V237H242ZM241 238V240H243ZM247 238V237H246ZM8 239H10V238H8ZM13 239V238H12ZM60 239H62V237H60ZM71 239V238H70ZM86 239V238H85ZM89 239V238H88ZM107 239V238H106ZM127 239H132V238H130V237H128ZM127 239H124V240H127ZM154 239H152V240H154ZM168 239V238H167ZM180 239V238H179ZM237 239H239L240 240V238H237L236 237V239L235 240H237ZM248 239V238H247ZM246 239V240H247ZM249 239H251V237H249ZM249 239H248V241H249ZM254 239V238H253ZM256 239V238H255ZM72 240V239H71ZM71 240H69L70 242H72ZM101 240V239H100ZM108 240V239H107ZM113 240H116V239H113ZM113 240H111L112 242H113ZM124 240H122V241H124ZM128 240V241H129ZM134 240H136V239H134ZM185 240V239H184ZM191 240V239H190ZM198 240H200V241H198ZM203 240H204V238H203ZM225 240V239H224ZM223 240V241H224ZM227 240H225L226 242H227ZM230 240H232V238L230 239ZM234 240V241H235ZM239 240H237L238 242H239ZM240 240V241H241ZM246 240L244 241V242H246ZM7 241V240H6ZM43 241H47L46 243L45 242H43ZM68 241V245L70 244V242ZM109 241V240H108ZM120 241H121V239H120ZM119 240H118V242L119 243H122V242H120ZM127 241V242H128ZM130 241H132L133 242V240H130ZM149 241V240H148ZM181 241V240H180ZM192 241H193V239H192ZM211 240H209V242H210ZM223 241L221 242V243H223ZM233 241V240H232ZM237 241H236V243H237ZM248 241L246 242V244L248 243ZM254 241V240H253ZM57 242H59V241H57ZM85 242H86V240H85ZM110 242V241H109ZM116 243H117V245L119 244L117 241H115ZM131 242V243H132ZM154 242V241H153ZM163 242H164V240H163ZM168 242V241H167ZM182 242V241H181ZM184 242V241H183ZM203 242H205V241H203ZM208 242V241H207ZM212 242V241H211ZM1 243V242H0ZM9 243V242H8ZM12 243H14V242H12ZM32 243H33V241H32ZM44 243V244H43ZM104 243V242H103ZM115 243V244H116ZM123 243H126V241H124ZM164 243H166V241L164 242ZM176 243V242H175ZM178 243H179V241H178ZM190 242H188V244H189ZM225 243V242H224ZM233 243V242H232ZM5 244V243H4ZM35 243H33L32 245H34ZM37 244H38V242H37ZM36 244V245H37ZM50 244V243H49ZM132 244H134V243H132ZM151 243H149V245H150ZM171 243L169 242L167 245H170ZM187 244V245H188ZM191 244V243H190ZM211 243H208V245H210ZM226 244V243H225ZM228 244V243H227ZM226 244V245H227ZM235 244V243H234ZM240 244H242V243H240ZM240 244H238V246L240 245ZM245 243H244V245L243 246H245L246 245ZM31 245V244H30ZM93 245H94V243H93ZM96 245V244H95ZM99 245V244H98ZM126 245H127V243H126ZM129 245V244H128ZM155 245H157V244H155ZM162 245H163V243H162ZM173 245V244H172ZM176 245H178L177 243H176ZM181 245H183V244H181ZM236 245V244H235ZM5 246V245H4ZM9 245H7V247H8ZM38 246V245H37ZM46 246H47V244H46ZM45 246V247H46ZM51 246V245H50ZM55 245L53 244V247H54ZM57 246V245H56ZM56 246H55V248H56ZM59 246V245H58ZM57 246V247H58ZM63 246H65V245H63ZM97 246V245H96ZM106 246V245H105ZM113 246H114V244H113ZM116 246V245H115ZM121 247H123L124 245L123 244H121L120 245ZM130 246L132 247V245L130 244ZM140 246V245H139ZM147 246V245H146ZM174 246V249L175 250H173V251H175L176 252V248H175V245H173ZM228 246V245H227ZM227 246H225V247H227ZM242 245H241V250H244ZM248 246V245H247ZM11 247V246H10ZM13 247V246H12ZM11 247V248H12ZM40 247H41V245H40ZM47 247H49V245L47 246ZM53 247H51L50 249L52 250L53 249ZM86 247V246H85ZM126 247V246H125ZM124 247V248H125ZM134 247V246H133ZM151 247V246H150ZM149 247V248H150ZM165 247H167L168 248V246H166V244H165ZM190 246H189V249L191 248ZM203 247V246H202ZM37 248H39V246L37 247ZM58 248H61V247H58ZM58 248H56V249H58ZM136 248V247H135ZM134 248V249H135ZM155 248V247H154ZM160 248V247H159ZM170 248H172V247H170ZM227 248H229V246L227 247ZM239 248V247H238ZM239 248V249H240ZM247 248V247H246ZM49 249V248H48ZM55 249V250H56ZM87 249V248H86ZM89 249V248H88ZM109 249H111V248H109ZM108 249V250H109ZM126 249V248H125ZM137 249V248H136ZM202 249V248H201ZM248 249H249V247H248ZM12 250V249H11ZM23 250V249H22ZM115 250H116V248H115ZM114 250V251H115ZM121 250V249H120ZM123 250V249H122ZM150 250V249H149ZM154 249H152V252H154L153 251ZM158 250V249H157ZM186 250V249H185ZM247 250V249H246ZM84 251V250H83ZM86 251H88V250H86ZM113 251V250H112ZM111 250H110V252H112ZM124 251V250H123ZM132 252H133V250H131ZM147 251H148V248H147ZM169 251H171L172 252V249L171 250H169ZM189 251V250H188ZM238 251H240V250H237V252ZM54 252V251H53ZM115 252H117V250L115 251ZM120 252V251H119ZM130 252V251H129ZM141 252V251H140ZM177 252H179L178 251V248H177ZM181 252V251H180ZM206 251H203L202 250V253H205ZM208 252V251H207ZM244 253L245 251H240V254L241 253ZM83 253H85V252H83ZM104 253V252H103ZM113 253V252H112ZM125 253V252H124ZM136 253V252H135ZM134 253V254H135ZM142 253V252H141ZM156 252H154V254H155ZM173 253V252H172ZM185 253V252H184ZM199 253V252H198ZM229 253V252H228ZM58 254H59V252H58ZM86 254H87V252H86ZM120 254V253H119ZM128 254H130L131 255V253H128ZM133 254V253H132ZM139 254V253H138ZM163 254H167V255H171V256H173V254H168L166 251L164 252L163 251ZM174 254H176V253H174ZM182 254V253H181ZM201 254V253H200ZM206 254V253H205ZM205 254H203V256L205 255ZM224 254V253H223ZM223 254H221V255H223ZM226 254V253H225ZM224 254V255H225ZM6 255V254H5ZM124 255V254H123ZM129 255V256H130ZM140 255V254H139ZM153 255V254H152ZM155 255H157V253L155 254ZM162 255V254H161ZM177 255V254H176ZM202 255V254H201ZM200 255V256H201ZM239 254H237V256H238ZM243 255H245V254H242V256ZM9 256V255H8ZM7 256V257H8ZM10 256H12V254H10ZM122 256V255H121ZM141 256V255H140ZM142 256H145V255H142ZM141 256V257H142ZM178 256V255H177ZM182 256H183V254H182ZM199 256V257H200ZM207 257H208V255H206ZM226 257L228 256V255H225ZM224 256V257H225ZM108 257V256H107ZM136 257H137V255H136ZM146 257V256H145ZM153 257V256H152ZM158 257V256H157ZM165 257V256H164ZM163 257V258H164ZM180 258H181V256H179ZM179 257H177V259L179 258ZM184 257H186V255L184 256ZM183 257V258H184ZM192 257V256H191ZM191 257L190 258H188V261L191 259ZM193 257H195V255L193 256ZM192 257V259H194ZM202 257V256H201ZM211 257V256H210ZM215 257V256H214ZM221 257V256H220ZM223 256L221 257V258H224ZM13 258H14V256H13ZM113 258H114V256H113ZM127 258V257H126ZM129 258V257H128ZM131 258H132V256H131ZM130 258V259H131ZM154 258V257H153ZM171 258V257H170ZM173 258L175 259L176 257L174 256V257H172V260H173ZM205 258V257H204ZM3 259V258H2ZM85 259V258H84ZM88 259V258H87ZM91 259H93V258H91ZM95 259V258H94ZM122 259V258H121ZM133 259H135V258H133ZM139 258H137V260H138ZM148 259H149V256H148ZM150 259H152V258H150ZM177 259H175L176 260V262H177ZM191 259V260H192ZM200 259V258H199ZM203 259V258H202ZM206 259V258H205ZM209 259H211V258H209L208 257V261L206 262V263H204V264H222L220 261H219V257H218V261L219 262H217V260H216V257L214 258V259H212L210 262H209ZM235 259H237V258H235ZM234 259V260H235ZM1 260V259H0ZM20 260H22V259H20ZM19 260V261H20ZM136 260V259H135ZM142 260V259H141ZM158 260V259H157ZM187 260V259H186ZM186 260H185V262H186ZM190 260V261H191ZM195 260V259H194ZM196 260H198L197 258H196ZM227 260V259H226ZM226 260H225V258H224V262H226ZM239 259H237L236 261H235V264H236V262L238 261ZM241 260V259H240ZM89 260H87V262H88ZM95 261V260H94ZM108 261V260H107ZM121 261V260H120ZM125 261H126V259H125ZM131 261V260H130ZM133 261V260H132ZM131 261V264L133 263ZM179 261V260H178ZM187 261V262H188ZM189 261V262H190ZM204 261H206V260H204ZM0 262H2V261H0ZM6 262H7V258H6ZM110 262L112 263V261L110 260ZM124 262V261H123ZM135 262H137V261H135ZM145 262V261H144ZM168 262L170 263V259L168 260ZM172 262V261H171ZM185 262H182V261H180V262H178V264H185ZM186 262V263H187ZM193 261H191V263H192ZM5 263V262H4ZM19 263V262H18ZM44 263V262H43ZM89 263V262H88ZM125 263V262H124ZM146 263H147V261H146ZM159 264H163V261H161V260H159V262H158ZM168 263V264H169ZM174 263V262H173ZM194 263V262H193ZM192 263V264H193ZM232 264V258L231 257H228V260H227V262H226V264ZM234 263V262H233ZM238 263H242L241 261L239 262L238 261ZM90 264V263H89ZM93 264V263H92ZM96 264H99V261H98V263H96ZM103 264H104V262H103ZM117 264H118V262H117ZM125 264H127V263H125ZM138 264V263H137ZM140 264V263H139ZM164 264H166V262L164 263ZM194 264H202V262H197L196 261V263H194Z\"/></svg>",
    "mask_w": 264,
    "mask_h": 264
}]
</instances>
